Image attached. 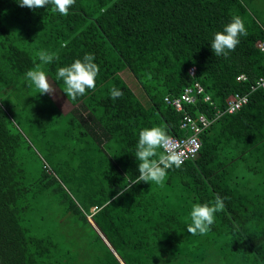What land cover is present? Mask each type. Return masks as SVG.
Listing matches in <instances>:
<instances>
[{
    "label": "trees",
    "instance_id": "trees-1",
    "mask_svg": "<svg viewBox=\"0 0 264 264\" xmlns=\"http://www.w3.org/2000/svg\"><path fill=\"white\" fill-rule=\"evenodd\" d=\"M263 10L264 0H76L63 16L0 0V264H264V161L246 162L251 151L259 161L264 141V88L214 118L226 97L264 77ZM234 15L248 34L215 56L213 34ZM40 50L60 57L41 69L72 105L66 112L25 79ZM85 53L99 66L96 87L72 100L56 70ZM195 80L203 91L184 108L209 120L196 157L162 185L141 181L113 199L139 175L141 128L184 134L163 97ZM112 87L124 95L113 100ZM217 195L225 207L211 230L190 235L191 203Z\"/></svg>",
    "mask_w": 264,
    "mask_h": 264
},
{
    "label": "clouds",
    "instance_id": "clouds-1",
    "mask_svg": "<svg viewBox=\"0 0 264 264\" xmlns=\"http://www.w3.org/2000/svg\"><path fill=\"white\" fill-rule=\"evenodd\" d=\"M76 0H16L20 7H27L32 10L52 6L53 11L60 15L67 16L69 9ZM247 29L240 16L234 15L228 23L223 26L222 31H216L210 42L211 49L215 56L227 57L230 52L235 51L240 43L241 36H247ZM264 51V49H262ZM40 64L29 69L25 73V79L38 90V94L54 95L56 88L49 82L46 73L41 69L43 64H51L59 61L60 57L55 53L40 50L37 53ZM99 74V66L94 62L91 53H85L82 58H76L65 66H60L56 70V81L63 82V92L68 98L76 100L86 94L87 90H95L96 77ZM110 97L115 100L124 95L117 87L109 89ZM169 136L161 126L143 127L139 130L138 141L135 146L134 156L138 163L139 175L129 181V185L120 189L113 199H118L129 191L133 185L141 181L162 185L167 176V170L180 168L183 158L177 152L165 151L169 143ZM224 199L217 195L210 203H191L188 217L186 218V229L190 235H206L215 222V214L223 211Z\"/></svg>",
    "mask_w": 264,
    "mask_h": 264
},
{
    "label": "built area",
    "instance_id": "built-area-1",
    "mask_svg": "<svg viewBox=\"0 0 264 264\" xmlns=\"http://www.w3.org/2000/svg\"><path fill=\"white\" fill-rule=\"evenodd\" d=\"M259 51L264 49V40L257 44ZM264 52V51H262ZM195 73V66L187 68V75L193 77ZM236 80H247L245 74L240 73L236 76ZM264 88V77H257L248 85V91L245 93L235 92L231 97L226 99V106L220 110H215L214 118L220 114L227 112L232 113L238 110L242 105L247 102L248 94L256 89ZM203 88L195 80L190 85L184 86L182 90L176 95H167L163 97L166 104L170 105L175 111L180 112V119L178 128L184 131L181 136L169 135V143L165 147V151L177 152L183 158V162L196 157L199 146V132L204 128L209 120L202 114L192 117L184 108V104H189L195 101V95L201 93ZM202 100L209 101L208 95H202ZM92 209H95L93 206Z\"/></svg>",
    "mask_w": 264,
    "mask_h": 264
},
{
    "label": "crops",
    "instance_id": "crops-1",
    "mask_svg": "<svg viewBox=\"0 0 264 264\" xmlns=\"http://www.w3.org/2000/svg\"><path fill=\"white\" fill-rule=\"evenodd\" d=\"M119 76L123 79V81L128 85V87L131 89V86L128 84V82L126 81V79L128 78V79H130L132 82H134L135 83V81H134V79L131 77V75L129 74V72L128 71H120L119 72ZM136 84V83H135ZM137 86V85H136ZM138 88V87H137ZM131 91L134 93V91L131 89ZM248 91V90H247ZM246 91V92H247ZM235 93V92H234ZM239 93V92H238ZM243 93H245V92H243ZM134 95H136L135 93H134ZM232 95H230L229 97H231ZM63 97V96H62ZM229 97H226V99L227 98H229ZM63 99L68 103V105L70 106V108H71V104L63 97ZM226 99H225V103H226ZM66 112V111H65ZM260 128H258V130H259ZM257 144H259L258 146H257V153H259V155H258V158H259V161H254V158H253V155H252V151L250 152V154H248V156H247V160H246V162H248L249 164H252V163H257L256 165H258L259 166V164H262V163H259L260 162V160H263L264 161V141H263V143L261 144V142H258ZM262 155H261V154ZM248 175H249V178H252V179H255L254 178V176L252 177V176H250V172H248ZM260 177H258V179H259ZM164 186L166 187L167 185H165V183H164ZM168 195L171 197L170 199L171 200H174V202H177L178 201V197L176 196L177 194H176V192H168ZM170 205H173L172 203H170Z\"/></svg>",
    "mask_w": 264,
    "mask_h": 264
},
{
    "label": "rangeland",
    "instance_id": "rangeland-1",
    "mask_svg": "<svg viewBox=\"0 0 264 264\" xmlns=\"http://www.w3.org/2000/svg\"><path fill=\"white\" fill-rule=\"evenodd\" d=\"M261 19L264 23V10L262 12V15H261ZM125 71V70H123ZM49 80V79H48ZM126 81L128 82V84L131 86V89L134 91V93L136 94V96L141 100L143 101V96L141 94V92L139 91V89L137 88L136 84L134 82H132L130 79H126ZM50 82V80H49ZM52 85L53 83L50 82ZM54 88H56L54 85H53ZM52 101L55 103V105L58 107V109H60L62 112H65L67 111L68 109H70V106L68 105V103L63 99V95L61 92H59V90H57L56 88V92L54 95H48ZM27 135V133H26Z\"/></svg>",
    "mask_w": 264,
    "mask_h": 264
},
{
    "label": "water",
    "instance_id": "water-1",
    "mask_svg": "<svg viewBox=\"0 0 264 264\" xmlns=\"http://www.w3.org/2000/svg\"><path fill=\"white\" fill-rule=\"evenodd\" d=\"M103 241L106 242L104 239H103ZM107 246H109V245L107 244ZM109 248H110V246H109ZM110 249H111V248H110ZM119 261H120V260H119ZM120 263H121V261H120ZM121 264H122V263H121Z\"/></svg>",
    "mask_w": 264,
    "mask_h": 264
}]
</instances>
